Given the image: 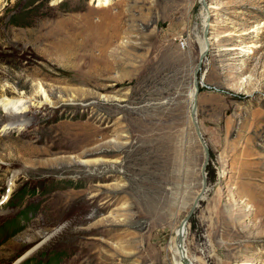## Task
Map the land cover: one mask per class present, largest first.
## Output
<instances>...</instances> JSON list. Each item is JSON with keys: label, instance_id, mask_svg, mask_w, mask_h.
Segmentation results:
<instances>
[{"label": "rangeland", "instance_id": "obj_1", "mask_svg": "<svg viewBox=\"0 0 264 264\" xmlns=\"http://www.w3.org/2000/svg\"><path fill=\"white\" fill-rule=\"evenodd\" d=\"M208 18L184 247L264 264V0H0V264L179 263Z\"/></svg>", "mask_w": 264, "mask_h": 264}, {"label": "water", "instance_id": "obj_2", "mask_svg": "<svg viewBox=\"0 0 264 264\" xmlns=\"http://www.w3.org/2000/svg\"><path fill=\"white\" fill-rule=\"evenodd\" d=\"M203 3L205 4V0H203ZM206 7V5H205ZM211 32V22H210V18L207 19L206 23H205V28H204V33H203V39H204V43L206 44V47L203 51H201L200 53V58H199V62H198V66L195 72V77H194V92H193V96H192V109H191V117L193 119V123L195 125L196 128V133H197V137L199 139V141L201 142L203 148L205 149V153H206V160L205 163L202 167V190L201 192L196 196L191 209L189 211V213L187 214V216L182 220V222L179 225V242H178V249L181 253L182 256V262L183 264H192L191 259L187 256L185 248H184V242H185V236H184V232L186 230V226L189 222V219L191 218V216L193 215V213L195 212V209L197 208L199 201L203 198L206 190H207V172H206V168L207 165L209 163V159H210V149L209 146L207 145V143L205 142L202 132L200 130V126L196 120L195 114H196V110H197V106H198V102H199V96H200V84H203V81L201 78H199V72L201 71V65L202 62L204 60V58L206 57V54L209 52V50L211 49V42L209 40V34Z\"/></svg>", "mask_w": 264, "mask_h": 264}, {"label": "bare ground", "instance_id": "obj_3", "mask_svg": "<svg viewBox=\"0 0 264 264\" xmlns=\"http://www.w3.org/2000/svg\"><path fill=\"white\" fill-rule=\"evenodd\" d=\"M205 47H206V44L204 43L203 44V46H202V51L205 49ZM45 97H46V99H48V96L47 95H45ZM13 105H14V107L15 106H17L16 105V103H13ZM17 108V107H16ZM250 187V186H249ZM248 187V188H249ZM244 188V187H243ZM245 189V188H244ZM243 190V189H242ZM244 192V191H243ZM249 192H252V191H249ZM249 192H247V193H249ZM244 193H246V191L244 192ZM249 196L250 195H254V193H249L248 194ZM204 197V196H203ZM251 199H253V198H249V200L248 201H252ZM241 200V199H240ZM244 200V199H243ZM247 200V199H246ZM242 202V201H241ZM245 202V201H244ZM249 202H247V205H249L248 204ZM238 208V207H237ZM186 230H187V226H186ZM186 230H185V232H184V236H185V233H186ZM178 242H179V229L177 230V234H176V253L179 255V257H180V261H179V263L178 264H183V262H182V256H181V253H180V251H179V249H178ZM185 248V247H184ZM185 251H186V249H185ZM186 254H187V251H186ZM187 256H188V254H187Z\"/></svg>", "mask_w": 264, "mask_h": 264}]
</instances>
